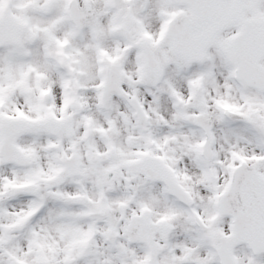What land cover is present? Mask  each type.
<instances>
[{
  "label": "snow or ice",
  "instance_id": "obj_1",
  "mask_svg": "<svg viewBox=\"0 0 264 264\" xmlns=\"http://www.w3.org/2000/svg\"><path fill=\"white\" fill-rule=\"evenodd\" d=\"M0 264H264V0H0Z\"/></svg>",
  "mask_w": 264,
  "mask_h": 264
}]
</instances>
